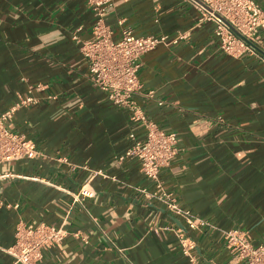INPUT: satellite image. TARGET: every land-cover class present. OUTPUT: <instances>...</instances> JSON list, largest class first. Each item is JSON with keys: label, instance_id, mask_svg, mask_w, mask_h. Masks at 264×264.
I'll list each match as a JSON object with an SVG mask.
<instances>
[{"label": "crops", "instance_id": "obj_1", "mask_svg": "<svg viewBox=\"0 0 264 264\" xmlns=\"http://www.w3.org/2000/svg\"><path fill=\"white\" fill-rule=\"evenodd\" d=\"M94 21L86 0H0V114L35 97L9 127L39 152L0 166L13 175L0 178V264H15L18 227L41 224L67 235L40 264H190L182 232L199 264H245L225 232L264 244V55L226 54L191 0H113L106 23L115 40L122 27L166 38L143 56L134 96L178 137L159 192L138 160L118 161L129 135L145 130L87 79L73 34L90 40ZM170 199L209 225L191 230Z\"/></svg>", "mask_w": 264, "mask_h": 264}, {"label": "built area", "instance_id": "obj_2", "mask_svg": "<svg viewBox=\"0 0 264 264\" xmlns=\"http://www.w3.org/2000/svg\"><path fill=\"white\" fill-rule=\"evenodd\" d=\"M191 1L197 5L202 21L214 24V34L220 40L221 48L226 54L233 57H241L247 53L263 55L264 9L254 0ZM86 2L95 15L92 38L81 41L74 33L73 39L80 43L81 52L89 62L87 79L96 89L105 93L114 106L128 109L131 112V120L140 123L145 130L142 139L136 132L129 135L131 144L118 157V161L123 163L129 159L138 160L141 172L156 184L159 192H162L161 171L170 166L175 158L178 137L175 132L160 129L149 120L134 101V96L142 88L138 74L143 56L164 44L166 38L137 37L130 28L122 27L123 21H120L119 25L122 27L120 37L115 40L113 30L106 23L107 12L113 0ZM36 103V98L29 95L20 98L14 106L0 114V166L38 156L36 145L9 127L17 110ZM12 176L10 173L0 174V178ZM81 194L83 197L93 196L90 191L84 189ZM167 206L176 215L184 218L191 230H199L209 225L190 210L181 208L173 199L168 201ZM66 235L63 227L57 228L47 224L31 229L18 227L16 240L9 249V254L15 264H40L43 261V251L60 243ZM179 238L182 252L190 264H199L194 254V242L185 238L183 232ZM225 239L231 250L237 253L245 264H264V244L252 245L244 234L237 230L225 232Z\"/></svg>", "mask_w": 264, "mask_h": 264}, {"label": "water", "instance_id": "obj_3", "mask_svg": "<svg viewBox=\"0 0 264 264\" xmlns=\"http://www.w3.org/2000/svg\"><path fill=\"white\" fill-rule=\"evenodd\" d=\"M263 55H264V53H263Z\"/></svg>", "mask_w": 264, "mask_h": 264}]
</instances>
